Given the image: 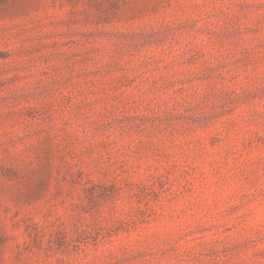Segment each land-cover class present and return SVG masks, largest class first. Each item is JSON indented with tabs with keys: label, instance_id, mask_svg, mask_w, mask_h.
<instances>
[{
	"label": "rangeland",
	"instance_id": "374dc122",
	"mask_svg": "<svg viewBox=\"0 0 264 264\" xmlns=\"http://www.w3.org/2000/svg\"><path fill=\"white\" fill-rule=\"evenodd\" d=\"M0 264H264V0H0Z\"/></svg>",
	"mask_w": 264,
	"mask_h": 264
}]
</instances>
